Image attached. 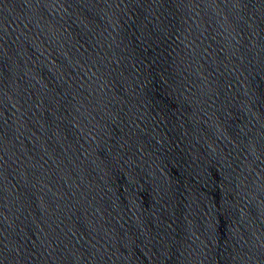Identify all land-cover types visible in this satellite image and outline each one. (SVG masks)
<instances>
[{
	"label": "water",
	"instance_id": "water-1",
	"mask_svg": "<svg viewBox=\"0 0 264 264\" xmlns=\"http://www.w3.org/2000/svg\"><path fill=\"white\" fill-rule=\"evenodd\" d=\"M0 264H264V0H0Z\"/></svg>",
	"mask_w": 264,
	"mask_h": 264
}]
</instances>
